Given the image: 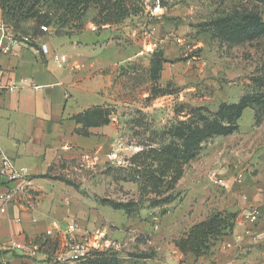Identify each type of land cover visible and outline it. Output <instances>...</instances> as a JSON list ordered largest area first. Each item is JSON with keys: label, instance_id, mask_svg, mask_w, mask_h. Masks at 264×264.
I'll return each instance as SVG.
<instances>
[{"label": "rangeland", "instance_id": "obj_1", "mask_svg": "<svg viewBox=\"0 0 264 264\" xmlns=\"http://www.w3.org/2000/svg\"><path fill=\"white\" fill-rule=\"evenodd\" d=\"M138 7L102 28L91 23L94 11L86 15L84 31L68 39L103 43L98 50H72L52 28L41 38L54 37L56 50L85 67L112 65L94 75L99 96L46 173L54 231L31 263L69 264L57 259L73 222L76 238L98 247L88 260L94 252L97 259L79 264H165L164 257L175 256L173 240L211 213L247 224L242 197L264 204V0H138ZM239 18H246L243 27L231 23ZM240 102L247 106L238 118L223 111ZM68 105L78 108L72 99ZM150 148L194 155L161 198L170 203L158 207L148 203L151 195L140 196L128 164ZM239 172L242 184L235 181ZM228 243L217 242L201 263L264 264V216L250 225V241Z\"/></svg>", "mask_w": 264, "mask_h": 264}, {"label": "crops", "instance_id": "obj_2", "mask_svg": "<svg viewBox=\"0 0 264 264\" xmlns=\"http://www.w3.org/2000/svg\"><path fill=\"white\" fill-rule=\"evenodd\" d=\"M4 31L0 13V36ZM51 38L48 43H43V38L40 40L49 49L47 55L23 46L14 47L11 55L0 54V72L3 74L0 81H12L19 87L13 93L0 92V149L13 161L18 171L31 179V186L13 198L5 213H0V251L7 252L0 258V264H33L30 255L16 250L14 244H33L38 249L40 241H45L47 235L54 231L55 221L47 200L53 195L46 192L47 179L41 177L54 164L58 152H64L65 147L77 138L72 118L95 104L94 99L99 95L93 86L94 75L112 65L93 68L90 64L85 67L77 60L78 57L72 58L62 50H56ZM68 44L72 50L80 47L98 50L103 43L88 45L68 39ZM108 45L111 43L108 42ZM54 53L67 58L65 66H56L52 60ZM70 99L77 107L80 99L85 103L75 110L68 105ZM19 185L20 181L6 183L0 178V193ZM246 230L250 233V225L237 218L232 234L221 241H233L237 236L241 237V241H250ZM173 252L175 256L164 257L165 264V260L170 264L173 260H182L184 264H202V259L196 261L191 254L184 256L174 246Z\"/></svg>", "mask_w": 264, "mask_h": 264}, {"label": "trees", "instance_id": "obj_3", "mask_svg": "<svg viewBox=\"0 0 264 264\" xmlns=\"http://www.w3.org/2000/svg\"><path fill=\"white\" fill-rule=\"evenodd\" d=\"M90 11H94L91 23L96 28L118 25L139 12L138 0H0L3 28L20 37H29V32H32L33 37L30 38L34 39L45 36L41 27L55 29V37L70 38L80 34L84 31V19ZM245 21L246 18H239L231 20V23L235 27H243ZM246 106L240 102L223 111L229 110L238 118ZM80 114L72 118L75 124L83 120V114ZM193 158V153L183 157L165 149L150 148L133 155L128 164L140 196L148 198L151 195L152 198L147 199L148 203L158 207L170 203L169 197L161 198L175 189L182 178L184 167ZM41 178L45 179L47 175ZM114 208L121 207L115 205ZM235 223V214L213 212L192 225L182 237L173 240V246L184 256L191 254L196 259L204 257L217 242L232 234ZM6 254L0 251V258ZM96 254L92 253V258L87 262L94 261Z\"/></svg>", "mask_w": 264, "mask_h": 264}, {"label": "built area", "instance_id": "obj_4", "mask_svg": "<svg viewBox=\"0 0 264 264\" xmlns=\"http://www.w3.org/2000/svg\"><path fill=\"white\" fill-rule=\"evenodd\" d=\"M6 31V29H5ZM4 33L0 36V54L1 55H11L14 53V47L23 46L26 48L36 49L39 53L43 55L49 54V49L46 44L40 43L41 38H30V37H20L15 36L13 33L7 34ZM43 33L47 32V28L41 27ZM37 46V47H36ZM52 60L58 68H62L66 63V57L64 55L53 54ZM2 78L3 74L0 72ZM32 86V85H31ZM35 90L38 89L36 86H32ZM19 87L14 82L4 83L0 81V92L13 93L17 91ZM0 178L3 179L6 183H17L20 181V185L14 188H8L4 192L0 193V213H5L7 207L12 202L13 198L24 192L31 186V179L25 173H22L17 170L13 161L4 154L0 149ZM235 181L238 184H242L244 181L243 172H239ZM245 208L243 210V219L244 221L251 226H256L262 220L264 216V204L256 205L251 203L246 196L242 197ZM78 233L77 225L73 222H69L64 231L65 238V253L58 258V261L66 262L69 264H79L85 262L91 255L93 250H96L98 247L93 242H90L89 239L76 238ZM246 235H249V231L246 230ZM97 241V240H94ZM241 237L237 236L233 240V244H226L227 248H231L235 243H240ZM16 250L25 251L28 255L33 256L34 251L37 248H34L32 245H23V244H14Z\"/></svg>", "mask_w": 264, "mask_h": 264}]
</instances>
